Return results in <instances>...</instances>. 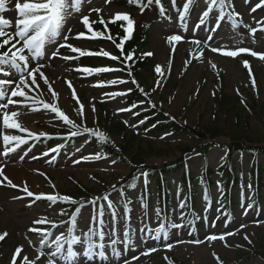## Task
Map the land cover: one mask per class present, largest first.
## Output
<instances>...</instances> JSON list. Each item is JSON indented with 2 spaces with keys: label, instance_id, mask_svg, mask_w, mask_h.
<instances>
[{
  "label": "rangeland",
  "instance_id": "374dc122",
  "mask_svg": "<svg viewBox=\"0 0 264 264\" xmlns=\"http://www.w3.org/2000/svg\"><path fill=\"white\" fill-rule=\"evenodd\" d=\"M119 0H110L105 4L104 0H84L82 11L80 13L73 12L66 20L64 29L72 28L73 34L87 29L80 23L83 15L89 14L90 9H101L99 15L91 12L89 16L90 23L96 21L95 24H101L100 18L103 17L105 24H112L110 21L114 15L119 12L130 15L131 9L123 4H119ZM16 0H7L5 11L0 12V17L10 22L7 31L15 30V22L18 13L15 11ZM23 2V0H20ZM171 7L173 15L168 19L165 15L160 16V20L155 22L148 30L149 41L147 46L141 50L143 53L152 52L154 55L147 56L156 67L160 65L165 73V78L161 79V86L153 91L156 82L160 79L159 74L155 70H144L140 75V82L144 89L151 95V103L159 106L166 111L167 118L171 120L175 117L180 124L189 126L200 134L211 139L209 132L218 134L216 139L211 143L231 144V141L241 140L249 143L250 147L264 145V61L257 59L247 53H241L235 58L225 57L219 52H212V47L224 50H236L238 48H246L258 53H264V36H256L242 38L232 31V25L228 17L224 20H216L214 24L210 14L209 19L200 27H195L199 23V17L202 10L206 7V0H202L200 7L194 14L188 16L186 21L178 20V13L182 11L181 0L175 7L172 0H166ZM235 11L242 16V23L247 24L249 28H261L264 24H257V21L264 19V9L258 8L255 12L251 8L255 6L257 0H233ZM177 8V9H176ZM159 16V14H157ZM134 22H148L149 15H143L141 12L134 13ZM151 21V20H150ZM149 21V22H150ZM67 34L62 31L56 42H49L45 47V55L40 58L39 63H43L45 67L42 69L48 77L52 87L59 93L58 104L63 111L78 124L88 127L92 131L102 132L117 148L127 147L128 152L123 155L108 156L89 148V134L78 135L80 143L72 150H63L60 148L58 152L47 151L42 147L29 148L23 145L10 157H5L3 153V144L0 141V165L17 164L20 166H33L38 173L43 172L49 178L51 183L55 184V189L50 186L49 180L44 176L34 174L39 178V184L36 186H28L33 193L54 194L58 192L61 195H68L77 200H91L99 197L106 189L112 191L109 197L115 202L119 190L113 189V185H117L122 179L130 174L132 165L149 167V168H166L173 165L170 169L164 170L165 177L170 181H178L181 177L188 173L197 178L199 181L204 180V171L209 168L213 170L210 179L214 181L220 180V170L228 165L225 160V152L221 148L213 147L208 152L207 158L201 154L193 156L186 155V149H193L199 146L198 139L188 137L174 136L167 131L153 133L148 135L138 133V126L135 121H131L130 112H120L121 108H128L126 104V96L111 98L107 93L113 91H125L131 88V83L125 78L120 71L110 73H100L88 76L87 74L75 71L78 67H90L88 65L79 66L78 59L65 61L60 58L49 59L51 52L63 42V35ZM172 34H181L184 40L179 43H169L167 37ZM211 36L212 39H207ZM193 39H200L203 44H207L208 48H204L202 55L200 48L190 43ZM255 39V42H253ZM68 43L79 46L86 50H100L103 48L111 55L114 54L115 44L113 42L100 43L97 39L87 40L85 38L69 39ZM174 49V51H173ZM63 55H78L71 53L68 49H60ZM248 56L251 76L249 69L244 67L245 57ZM199 57V58H198ZM107 58V57H106ZM169 60H171V68L169 70ZM190 60L187 69L184 62ZM211 61L216 65L213 69ZM37 61H32V64ZM112 67L117 68L110 59H104L98 62L96 67ZM95 68V67H93ZM170 73V74H169ZM218 73V74H217ZM3 77L0 75V79ZM252 79L255 80V89L252 86ZM109 80H126L128 83L108 85L106 87H94L98 83L108 84ZM66 81H70L80 102L85 106V118L77 115L75 109L78 107L75 100L72 99L71 89L68 88ZM42 89L45 92L44 100L51 102V94L47 92V86L40 81ZM238 90V91H237ZM198 92V95H197ZM215 93V95H213ZM225 98L234 99V108L231 112L222 107V101ZM20 99V98H13ZM244 101L242 104L241 101ZM91 104L95 105V112L91 110ZM147 103L142 104L137 110L142 111L148 108ZM246 105V106H245ZM16 110L22 114L18 117L22 125L26 126L34 132H46L51 137H62L70 139L69 127L64 125L62 121L55 117L54 113L40 110L29 112L28 108L22 106H10L8 111ZM187 121V123H185ZM127 124V126H124ZM119 125V126H118ZM121 127V128H120ZM35 128V129H34ZM209 131V132H208ZM4 134L21 135L15 130L4 129L0 122V137ZM207 144V143H206ZM48 152L49 155H43ZM96 154L107 156L108 159H90L76 163L78 159L84 156L92 157ZM33 157H39L33 159ZM7 158L12 160L6 161ZM115 159L117 163L111 164V160ZM254 155L247 153L245 155L236 154L230 162L232 173L239 179L241 174L250 182V170L245 165L252 163ZM183 161V162H181ZM39 175V176H38ZM264 177V174H263ZM94 178V179H93ZM157 175L148 173L147 178H141L140 184L133 191H129V197H132L133 203L131 226L133 232H136L137 226L141 228L151 229L150 232L140 233L145 236V242L142 247L134 248V250H125L120 257H112L111 247L108 249L109 259L113 264H122L123 258H131L138 255L140 251L149 247L159 249L148 257H141L140 260L134 261V264H168L164 259L168 257L173 264H264V192L262 196L253 200L249 191L244 198H241L240 189L234 191L236 206L228 212L220 211L216 208L217 202L213 203V208L208 209L202 202L203 187L200 184L196 194L198 201V209L196 218L201 220L181 221L180 205L185 194L179 195L177 186L171 190L173 194V218L174 222L181 223L184 226L179 229L169 230V236L164 239L153 240L155 236L154 228L158 226V222H162L159 214L157 216ZM5 192L9 197L0 200V233L7 231L9 235L0 245V264H10L12 254L17 247L22 246L21 255H28L29 259H34L37 255V248L40 246L38 233L30 232L29 228L47 229L53 232L50 239H54L55 235L62 232L66 233L70 226L68 221L72 219L71 212L62 208L63 203L55 205L50 202L35 205L31 210H27L33 202V198L26 197V194L19 189H13L4 184ZM3 187V188H4ZM149 187L151 189L152 198L150 204L145 209L142 205L147 204L142 195V191ZM81 191V193L79 192ZM214 199H218L220 193L214 191ZM13 197H24L23 199H13ZM70 205V204H69ZM250 205V207H245ZM78 207L79 205H70ZM106 209V208H105ZM122 208L117 209L118 213L122 212ZM59 210H63L67 215L60 216ZM94 207L89 204L81 209L78 219L76 234L82 236L83 230L89 224L90 215L93 214ZM110 213L105 211V216ZM47 216L49 220L57 223L63 222L62 227L51 229L48 225L34 224L33 221ZM226 217V218H225ZM16 224V225H15ZM214 225V226H213ZM245 225L244 227H240ZM127 225H125L126 227ZM95 227V224H93ZM115 239L119 242L122 237L121 224L118 221L115 225ZM234 232V235L227 236L226 241L216 240L208 241L206 237L212 234H224ZM247 234L252 240L249 245L243 239ZM135 239V236L133 237ZM193 239L204 240L199 245L188 243ZM180 241H185L181 243ZM95 242H99L98 240ZM173 244L171 251L165 250V245ZM227 243L228 247L225 246ZM105 244L110 242L106 236ZM241 245V247H237ZM199 248H191V247ZM121 243L117 244V249L122 248ZM216 253L219 261L213 256ZM108 261V260H105ZM100 261L97 256L92 264H109V261ZM19 264V260H18ZM39 264V262H38Z\"/></svg>",
  "mask_w": 264,
  "mask_h": 264
},
{
  "label": "snow or ice",
  "instance_id": "6c2138e0",
  "mask_svg": "<svg viewBox=\"0 0 264 264\" xmlns=\"http://www.w3.org/2000/svg\"><path fill=\"white\" fill-rule=\"evenodd\" d=\"M6 2L7 0H0V12L5 11ZM109 2L110 0H104L105 4ZM128 2L129 4L135 2L140 5V0H128ZM172 2L175 3V0H172ZM248 2L249 0H245V3ZM83 3L84 0H23V2H20V0H16L14 7L15 11L18 13V18L15 22V30L11 32L7 31V28L11 26L10 22L0 17V75H2L3 77H9L0 79V122H2V127L4 129L15 130L16 132L21 133V135L4 134L2 135V137H0V141H2L3 144L2 154L5 157H10L11 154L15 153L23 145L28 144L29 140L36 141L41 140L42 138H51L46 132H34L26 126L22 125V123L18 119V117L22 113L16 110H12L9 112L8 109L10 108V106H22L28 108L29 112L44 110L50 113H54L55 117L62 121L64 125L70 126V137H77L78 135L86 133L97 137L101 141H108V138L104 135V133L92 131L88 127L82 126V123L78 124L77 122L72 120L65 113V111L61 109L58 104L59 93L53 89L52 83L49 82L48 77L43 72L42 69L45 67V65L38 62L40 58L45 55L46 45L49 42H56L57 38L61 36L62 31H66L67 34L63 35V42L59 43L58 47H56V49L51 52L49 59L60 58L65 61H70L76 60L81 57L99 56L107 57L113 61L120 59V57L111 55L103 48H101L99 51H92L68 43L69 39L79 40L81 38H85L87 40H94L103 35L101 32L93 30L92 24H95L96 21H92L90 23L89 20L91 12H96L99 15L101 11V9L99 8L90 9L89 14L83 15L80 19V23L84 28L87 29L88 33H91V35H87L84 31L76 32L73 34V30L70 27L66 30L64 29L67 18L73 12L80 13L82 11ZM146 3L148 6H151L153 3H155L161 6V11H164L161 5V0H146ZM196 3L197 0H183V3L181 5L182 11L178 13V20L181 22L182 26L183 22L186 21V19L190 15V10L193 9ZM141 7L143 9V5H141ZM258 8L264 9V0H257L255 6L251 8V11L255 12ZM210 14L212 17V22L214 24L216 23V20H224L225 17L232 18V20L234 21L233 27L238 28L242 24V16L240 13L235 11L233 0H206V7L204 10H202L200 17L198 18L199 23L195 25V27L198 28L201 25L205 24V22L209 19ZM118 21L126 22V26L123 27L125 35L123 36L121 43L116 45L117 48H120L122 50L123 42L130 39L132 35V32L134 30V20L131 19L128 14L117 12L110 22L116 23ZM99 22L101 24H105L103 17L100 18ZM257 24H264V19L257 21ZM245 27L249 26L245 25ZM258 30L264 31V27L249 28V33L254 38L255 33ZM108 39H112V37L109 36ZM207 39H212V37L209 36L207 37ZM167 40L169 43H179L184 40V37L181 34H172L167 37ZM253 42H255V39H253ZM113 43H115L114 40ZM190 43L200 48L201 55L203 49L208 48L207 44H203V47H200L202 44V41L200 39H193L190 41ZM62 48H66L71 53L78 55H63L60 52V49ZM210 50L214 53L219 52L220 55L231 58H235L241 53H247L248 55L264 61V53H258L246 48L224 50L223 48L218 49L212 47ZM142 55L152 56L154 54L152 52H146ZM125 59L131 60L132 54L130 53L127 57H125ZM32 61H37V63L32 64ZM171 63V60H169V70L171 68ZM189 63H191L190 60H186L184 62V70L187 69ZM209 63L211 64L213 69L216 68V65L214 63H212L211 61H209ZM244 67L249 69V75L251 76L250 66L247 61L244 62ZM154 70L157 74H159L160 79L157 80L156 87L153 88V91L161 86L160 81L161 79L165 78V73L162 71V67L160 65H157ZM75 71L91 76L93 74L121 71V69L106 66L95 68L78 67L75 69ZM128 75L132 76V72L130 70L128 72ZM40 81H43V84L47 86V92L51 94V102L44 100L45 92L42 89ZM131 82L133 84H137L134 79ZM66 83L68 88L72 90V99L75 100L76 104L78 105L75 111L81 118V121H83V119L85 118V106L80 102L71 82L66 81ZM117 83L126 84L128 83V81L109 80L108 84L98 83L93 86L106 87L108 85H115ZM252 86L255 89L256 83L254 79H252ZM137 88L141 93H144L145 96L150 95V93H145L144 89L140 88L138 84ZM130 92L131 89H127L125 91L109 92L107 93V95L114 99L116 97L126 96ZM213 95H215V93H213ZM241 103L243 104L244 101L242 100ZM90 106L92 112H95V105L91 104ZM150 106L152 108L156 107L154 103H151ZM133 107H137V105H133ZM118 111L130 112L132 111V108H121ZM185 123H187V121H185ZM59 150L60 148H52L51 152L55 153ZM43 155L48 156L49 153L44 152ZM38 158L39 157H33V159ZM90 159L100 160L108 159V157L101 154H96L92 157H81L75 162L81 163L82 161H88ZM116 163L117 161L115 159L111 160V164L115 165ZM4 167V165H0V177H3V179L0 180V186H4V182L6 181L8 187L19 189L26 194V197L33 198L35 201L45 199L53 205L57 203L79 205L71 213L72 219L68 221L70 227L67 229V232H62L59 235H55L54 239H50L54 235L52 231H49L47 229H37L35 227L29 228L30 232H36L41 237L40 246L37 248V255L34 259H29L28 255H21L22 246L17 247L12 254L10 264H18V260L19 264H38V262L39 264H92V261L95 260L97 256L100 258V261L103 262L105 260H108L109 264H113V261L110 260L108 256L109 246L111 247L112 257H120L122 255V252L125 250L132 251L134 250V248L142 247L146 237L140 235V233L151 231V229L141 228L137 226L136 232H133L130 216L132 209L129 207V205L132 203L131 200H128L123 206L122 212L118 213L116 210V204L108 195L94 197L91 200L85 201L77 200L68 195H61L58 192H55L54 194H36L29 190L26 182H24L23 187L14 184L12 180L9 179L7 175H5ZM140 167L142 168L143 166ZM38 174L44 176L46 180H49L45 173L39 172ZM140 175L145 177L146 179L148 174L147 172L142 171ZM49 183L50 186L55 189V184L51 183L50 180ZM217 187L218 189L221 187L219 181L217 182ZM115 188L116 185H113V189ZM249 188H251V185H249ZM119 195H122V193L118 194L117 199L119 198ZM23 198L24 197H13V199ZM100 201H106V206L99 203ZM205 202L207 204L206 197ZM85 204L92 205L94 207V212L90 215L88 221L89 226L83 230V235L80 236L76 235L75 232L78 226V219L79 215L81 214V209L85 206ZM105 207L110 211V215L108 217L105 216ZM142 207L146 209L147 204L142 205ZM180 207L183 208L185 207V205L181 204ZM245 207H250V205H246ZM58 214L60 216L67 215V213L63 210H59ZM157 216H159L158 211ZM181 219H183V217H181ZM118 221L121 224L122 232V237L119 242L114 238L116 234L115 225ZM33 223L48 225L51 229H57L62 227L63 225V222L57 223L55 221L49 220L47 216H43L33 221ZM93 224H95V227H93ZM125 225L127 226L125 227ZM183 226L184 225L181 223L170 221L167 222V226L165 227L164 222H158V226L154 228L155 236H153L152 239H161V234H163L164 239H167L169 236L168 230L179 229ZM244 226L245 225H241L240 227L242 228ZM234 234V232H227L219 235L212 234L208 235L206 239L208 241H226L227 236H231ZM8 235L9 233L7 231L0 233V241H4ZM106 236L110 242L109 245L105 244ZM134 236L135 239H133ZM243 239L247 241L249 245L252 244V240L247 234L244 235ZM97 240L99 241L98 243L95 242ZM180 242L184 243L185 241ZM187 242L199 245L201 243H204V240L193 239ZM118 243H121L123 245V247L119 250L117 249ZM225 246L228 247L227 243H225ZM173 247L174 245L169 243L165 245V250L171 251ZM237 247H241V245H237ZM158 250L159 249L154 246L145 248L144 250L140 251L138 255H133L131 258H123L122 264H134V261L140 260L141 257H148ZM213 256L219 261V257L216 253H213ZM164 259L168 261V264H173V262L170 261L167 256H165Z\"/></svg>",
  "mask_w": 264,
  "mask_h": 264
},
{
  "label": "trees",
  "instance_id": "16d2710c",
  "mask_svg": "<svg viewBox=\"0 0 264 264\" xmlns=\"http://www.w3.org/2000/svg\"><path fill=\"white\" fill-rule=\"evenodd\" d=\"M120 4H123L131 9L133 12L130 16L131 19L134 20V12L140 11L143 15L149 14L153 9L155 8H161V6L153 3L151 6H148L146 3V0H140V5L137 3L129 4L128 0H121ZM143 5V9L141 7ZM161 5L163 6V9L165 7L164 0H161ZM166 10V9H165ZM139 12V13H140ZM153 21L148 22H139L138 25L134 22V30L132 32V35L130 39L123 42V49L117 48L116 45L120 44L122 41L123 36L125 35L123 31V27L126 26V22L119 21L116 23H113L111 25H104V24H97L92 25V28L94 31H99L103 35L99 38H96L100 43H106V42H113L115 41V51L113 55H116L120 57L119 60L113 61L115 66L119 69H121L122 75H124L127 80L131 83V93L127 96L126 102L128 104V108H132V121H136L137 125L140 126V130L142 133L150 134V133H162V132H168L174 136H182V137H188L191 139H198L199 146L197 148L193 149H186L184 153L186 155H194V154H201L203 156H207L208 152L213 147L221 148L225 151V158L227 161H231L232 158L236 154L245 155L247 153H251L254 155V160L252 163H247L246 166L250 169L251 176H252V183L250 184L255 192V195L260 193L264 189V179L262 177L264 173V145L263 146H253L250 147L248 142L236 140L231 141V144H216L211 143L213 139H216L218 137V134L215 132H209V136L211 139H206L207 137L200 134L196 130L192 129L189 126H184L183 124H180L178 120L173 117L171 120L167 118V113L163 109H161L159 106H156L155 108H152L149 103L151 102V95L145 96L144 93H141L138 88L137 84L140 88H143V85L140 82V75L141 72L144 70H154L155 66L151 62V59L147 56H141V50H143L147 44H148V30L152 26ZM88 35H91V33H87ZM112 37V39H108V37ZM98 51V50H95ZM123 52V55H122ZM132 54V59L127 60L125 57H127L129 54ZM104 59H109L103 56L99 57H83L82 60H80V63H85L89 66L96 67L98 62H102ZM111 60V59H110ZM246 61L248 62L249 59L246 57ZM129 70L132 72V76L128 75ZM135 80L137 84H133L131 81ZM145 93H148L144 89ZM234 99L231 98H225L222 101V107L227 111V113L231 112V109L234 108L233 105ZM147 103L149 106L145 111H138L136 108L133 107V105H141ZM143 121V122H141ZM119 126V125H118ZM125 126V125H124ZM121 128V127H120ZM89 136L90 141V148L98 151L100 153L106 154L108 156H117V155H123L122 158L126 155L125 153L128 152L127 147L117 148L113 145V143L108 139L107 142L99 140L97 137H94L92 135ZM80 140L78 138L73 139V142L78 143ZM207 143V144H206ZM29 144H38V145H45L47 148H52L53 146L57 145V140H36V141H29ZM73 145V144H72ZM118 149V151H117ZM164 169L160 170L157 168H149V167H139L136 164L132 165L131 173L121 180L119 185L117 186L118 189L122 191L121 195V201L119 204L125 205V203L128 200H131L130 198L126 197L124 195V189L123 188H129L132 189L135 187V185L138 183V178L140 173L143 171L150 172L153 171L154 174H158L159 180H158V193H159V207L162 209H166L169 211V196H170V190L174 186L172 183L169 182V180H162V178L165 179L163 175ZM222 182L221 185L222 190H224L223 199L224 202H229L230 197V191L234 187H238L239 183L235 177L234 174L231 173L230 168L227 167L226 170L222 171ZM195 178H193L190 175L185 174L180 181H177V184L179 188L187 193V195L191 196V193H194L195 187H194ZM209 184L208 186H210ZM206 186V185H205ZM81 193V191H79ZM110 191L105 190L100 196L103 195H109ZM100 202H106V201H100ZM99 202V203H100ZM107 203V202H106ZM68 207V204H63V207Z\"/></svg>",
  "mask_w": 264,
  "mask_h": 264
},
{
  "label": "bare ground",
  "instance_id": "6f19581e",
  "mask_svg": "<svg viewBox=\"0 0 264 264\" xmlns=\"http://www.w3.org/2000/svg\"><path fill=\"white\" fill-rule=\"evenodd\" d=\"M8 160L12 159L7 158L6 161ZM36 170L38 169L34 168L33 166H20L17 164H10L4 167L5 175H7V177L11 179L14 184H17L20 187L24 186V182L27 183V186H36L39 184V178L34 175L37 172ZM36 174H38V172ZM2 179L3 177H0V180ZM4 184H7L6 181L4 182ZM3 187L4 186H0V200H5L9 197V195L5 192V187ZM191 248L195 249L199 247L192 246ZM105 262L107 263L108 261Z\"/></svg>",
  "mask_w": 264,
  "mask_h": 264
}]
</instances>
